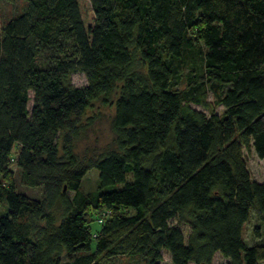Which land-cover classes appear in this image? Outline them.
Wrapping results in <instances>:
<instances>
[{
    "label": "trees",
    "instance_id": "obj_1",
    "mask_svg": "<svg viewBox=\"0 0 264 264\" xmlns=\"http://www.w3.org/2000/svg\"><path fill=\"white\" fill-rule=\"evenodd\" d=\"M22 1L0 20V264L264 261V180L243 155L264 158V0ZM95 101L111 142L80 155Z\"/></svg>",
    "mask_w": 264,
    "mask_h": 264
},
{
    "label": "rangeland",
    "instance_id": "obj_2",
    "mask_svg": "<svg viewBox=\"0 0 264 264\" xmlns=\"http://www.w3.org/2000/svg\"><path fill=\"white\" fill-rule=\"evenodd\" d=\"M23 6L22 0H0V20L1 23H4L13 15L20 12ZM70 81L73 85L81 86L86 83L85 76L82 72H74L71 74ZM30 96L32 95L29 92ZM208 99L212 101V96L209 94ZM31 99L28 102V108H31ZM191 106L204 110L200 105L191 103ZM221 106H216V111H221ZM113 114V107L111 105H102L100 101H95L90 107L86 115L83 118V130L81 137L77 140L76 143V150L77 152L82 155L85 153L91 154L93 152H99L104 147L108 146L111 142L112 132L110 129V120ZM243 155L245 158L246 167L250 178L255 181H262L264 180V158H259L255 151L251 148L250 150L243 149ZM14 170V167H11ZM14 177L17 181L18 190L22 191L26 194L31 196L39 197L41 194L40 188H32L31 187H24L18 184V176L16 174V170H14ZM98 183V170L92 168L87 171V173L83 176L81 181L82 191L88 192L95 189V186ZM122 185L117 184L115 187L120 188ZM113 188V186L107 187L108 189ZM68 194L71 196L73 194L72 191H69ZM253 211V209H251ZM97 217H93L92 221L89 223V228L91 232L94 234L100 228V225L97 221ZM257 219L253 212L250 213L249 219L244 224L243 227V238L244 242L247 245H250L254 239L252 237V229L255 224H257ZM180 228L184 234V237L187 236L188 233V226L187 225H180ZM257 240V239H256ZM92 248L94 249V243L92 244ZM132 256V257H131ZM135 256V257H134ZM130 256H118L115 258L110 259L106 264H144V257L140 254ZM162 261L161 264H172L170 256L168 252H162ZM68 257L66 254L61 256V260H66ZM227 259L216 252L213 255L211 264H226ZM193 264V263H190ZM259 264H264V261H261Z\"/></svg>",
    "mask_w": 264,
    "mask_h": 264
},
{
    "label": "water",
    "instance_id": "obj_3",
    "mask_svg": "<svg viewBox=\"0 0 264 264\" xmlns=\"http://www.w3.org/2000/svg\"><path fill=\"white\" fill-rule=\"evenodd\" d=\"M201 264H204V263H201Z\"/></svg>",
    "mask_w": 264,
    "mask_h": 264
}]
</instances>
